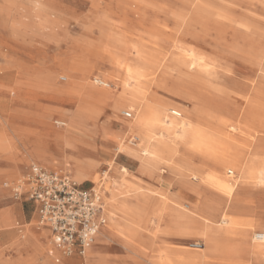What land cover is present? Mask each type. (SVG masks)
Segmentation results:
<instances>
[{
	"label": "rangeland",
	"instance_id": "obj_1",
	"mask_svg": "<svg viewBox=\"0 0 264 264\" xmlns=\"http://www.w3.org/2000/svg\"><path fill=\"white\" fill-rule=\"evenodd\" d=\"M127 68L148 72L144 89L170 104L168 110L196 104L225 122L246 144L244 159L257 162L254 176L191 151L192 139L179 148L182 175L165 161L143 166L128 149L137 134L129 128L136 112L120 99ZM101 90L112 93L109 102L91 95ZM184 91L197 100L182 97ZM64 115L81 122L84 132L66 133ZM142 122L140 115L136 130ZM64 138L95 147L91 169L81 171L77 153L57 151ZM33 164L86 189L105 184L104 203L118 229L106 227L88 256H63L34 204L14 199L13 188ZM194 172L226 178L235 184L233 194L203 186ZM109 182L123 189L111 194ZM122 205L137 211L128 215ZM179 212L194 214L195 222L180 223ZM225 214L242 224H223ZM260 234L264 0H0V264H161V255L264 264V246L254 239ZM52 243L57 253L49 250ZM197 244L202 251L193 249Z\"/></svg>",
	"mask_w": 264,
	"mask_h": 264
},
{
	"label": "bare ground",
	"instance_id": "obj_2",
	"mask_svg": "<svg viewBox=\"0 0 264 264\" xmlns=\"http://www.w3.org/2000/svg\"><path fill=\"white\" fill-rule=\"evenodd\" d=\"M194 62L192 65H194ZM197 75L200 76L199 73ZM198 76H196L195 78H190L191 81L193 80L194 82H198L200 80V77ZM149 77L150 75L147 71H134L131 68H127L126 70V78L123 83L124 91L120 95V99H122V101L124 102L129 103L130 109L136 112L135 116L129 124L131 132L137 134L136 137H134L130 141L129 145L131 146H129L128 148L130 154L139 157L142 160L143 166L145 167L155 163H170V167L174 169V171L181 172L180 174L182 175L183 171L181 169L184 168H182V165L179 164L178 161L176 162V159L178 160V157H182L180 156L179 148L186 142L187 139H192V142L189 145L190 149H192L191 151L204 152L208 156L218 158L222 161V163L229 164L232 168L238 169L243 176L249 177L248 179L254 176V166L257 162L255 161V159L251 158L244 159L245 156L243 157V153L245 154V152H247V148L245 146L246 144H243L238 137L233 136L230 132L226 131L228 125L225 122L218 121L217 123V121H215V119L210 116V113L203 112L196 104L192 108L175 105L174 107L179 109L181 117L177 118L169 116V113L171 114L172 111H174L171 109L168 110L171 105L164 101L152 99V97L149 96L148 92L144 89V82ZM96 82L101 83L107 88L111 87L110 83L106 81L96 79ZM186 92L184 91L179 94H182V97L190 98L193 101L197 100L195 95H190ZM91 95L105 103L109 102V100L112 99V93L109 90L93 91L91 92ZM140 115L143 117V122L136 130V127L138 126V117ZM61 123L63 128H65L64 130L66 133H78L80 131H83L82 128H84L81 122L73 117H69L68 115H64ZM229 127L233 130L232 126ZM134 139H136L137 142H134ZM63 144V146L58 145L59 148L57 149V151H59L60 154L64 155H67L68 153H77L75 155H78L79 157L78 160L81 163L80 168L82 172L86 168L91 169L94 166L96 152L95 147L91 145V143L81 138L79 140H76L75 143L65 139L63 141ZM243 145L245 147H243ZM120 146V149H122L123 145ZM121 171L128 173L125 168ZM78 177L82 178L83 174H79ZM193 177L196 180H200V183L203 186L228 195L229 197L233 194V191L235 189V184L231 183V181L223 178L218 174H201L194 172ZM76 180L78 182H81L80 179ZM123 181L126 184L128 183L125 177ZM108 184L110 187L108 188V192L111 194H114L117 189H123L121 185H116L111 182H109ZM101 187L102 185L98 183L96 185V190H102ZM118 209H121L128 215H133L137 211L129 205H122ZM176 218L180 223L184 224L195 222L194 214L189 212H179L177 213ZM112 221L113 219L111 216L110 224L107 225L108 229H118V226ZM203 221L204 225L209 224L208 219L205 218L203 219ZM229 222L231 225L242 224L240 223V220L233 219L225 214L223 216V224H228ZM125 229L130 233L131 237H134L135 232L133 229H131L130 227H125ZM205 235H208V230H206ZM262 235L264 237V234ZM254 239L257 240V235ZM208 242L214 243V240L212 238H209ZM260 242L264 246V239ZM49 250L52 253H57L53 243L50 246ZM199 250L202 251V247L199 248ZM91 251L92 249L89 250V254ZM159 260L161 264H201L200 261L202 260V258L175 255L174 258L167 259L165 258V256L161 255L159 257Z\"/></svg>",
	"mask_w": 264,
	"mask_h": 264
},
{
	"label": "built area",
	"instance_id": "obj_3",
	"mask_svg": "<svg viewBox=\"0 0 264 264\" xmlns=\"http://www.w3.org/2000/svg\"><path fill=\"white\" fill-rule=\"evenodd\" d=\"M171 115L181 117L178 111ZM125 117L132 118V114L126 113ZM13 195L17 201L26 197L36 203L40 225L51 230L54 245L68 258L85 257L107 222L101 192L94 188L84 190L72 179L36 164L15 185ZM263 239L262 234L257 235L258 241ZM193 248L199 249L201 245Z\"/></svg>",
	"mask_w": 264,
	"mask_h": 264
},
{
	"label": "crops",
	"instance_id": "obj_4",
	"mask_svg": "<svg viewBox=\"0 0 264 264\" xmlns=\"http://www.w3.org/2000/svg\"><path fill=\"white\" fill-rule=\"evenodd\" d=\"M169 116H171L172 117V115L170 114ZM174 117V116H173ZM97 160V156H96V159L94 160V161H96ZM31 167V166H30ZM29 169L30 168H28L27 169V171H26V173L22 176V178L29 172ZM45 169V168H44ZM46 170L47 171H49V172H52L51 171V169L49 170V169H47L46 168ZM52 173H54V172H52ZM17 180V179H16ZM82 189H84V190H90V189H86V188H83V183H77ZM101 185H102V187H101V189H102V192H103V196H106V194H107V192L105 191V184L104 183H100ZM96 185H94V187H95ZM93 189V188H92ZM23 198H26V197H23ZM22 200V199H21ZM21 200H18V201H21ZM26 200L27 201H29L27 198H26ZM30 202H32V201H30ZM33 204H34V207H35V213L38 215V217H39V213H38V206L36 205V203H34V202H32ZM109 209H107L106 208V205H105V217H106V220H107V222H106V225L104 226V227H102L101 228V230H100V232H102L103 233V231H104V229L107 227V225H108V221H109V219H110V215H109V211H108ZM39 224H40V217H39ZM42 228H44V229H46V230H48L49 232H50V234H51V237H52V233H51V230L49 229V228H47V227H43L42 225H40ZM99 239V234H98V236H97V238H96V240H95V243H96V241ZM95 243H94V245H95ZM200 244V243H199ZM94 245L91 247V248H93L94 247ZM202 246V245H201ZM90 248V249H91ZM193 249H195V248H193ZM195 250H199V249H195ZM88 253H89V250L87 251V254L85 255V257L86 256H88ZM74 257H77V256H74Z\"/></svg>",
	"mask_w": 264,
	"mask_h": 264
}]
</instances>
